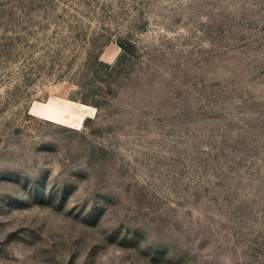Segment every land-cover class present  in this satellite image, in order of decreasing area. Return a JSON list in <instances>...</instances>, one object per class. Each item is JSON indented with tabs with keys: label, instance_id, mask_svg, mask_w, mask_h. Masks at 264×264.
I'll list each match as a JSON object with an SVG mask.
<instances>
[{
	"label": "rangeland",
	"instance_id": "obj_1",
	"mask_svg": "<svg viewBox=\"0 0 264 264\" xmlns=\"http://www.w3.org/2000/svg\"><path fill=\"white\" fill-rule=\"evenodd\" d=\"M0 264H264V0H0Z\"/></svg>",
	"mask_w": 264,
	"mask_h": 264
},
{
	"label": "bare ground",
	"instance_id": "obj_2",
	"mask_svg": "<svg viewBox=\"0 0 264 264\" xmlns=\"http://www.w3.org/2000/svg\"><path fill=\"white\" fill-rule=\"evenodd\" d=\"M42 103V102H41ZM88 107L87 105L80 103L79 107L76 109V112H67V110H63L62 108L56 106L53 101H48L43 103L41 106L35 105L30 108V112L32 114H39L49 120L65 123L66 121H70V125L78 126L82 122V115H79L77 113V110H80L82 108ZM92 107V106H91ZM83 108V109H84ZM65 113V116L63 117V114ZM87 114V112H85Z\"/></svg>",
	"mask_w": 264,
	"mask_h": 264
}]
</instances>
